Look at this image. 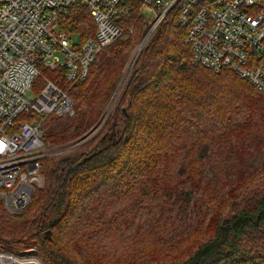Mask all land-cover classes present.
I'll list each match as a JSON object with an SVG mask.
<instances>
[{
  "label": "trees",
  "instance_id": "16d2710c",
  "mask_svg": "<svg viewBox=\"0 0 264 264\" xmlns=\"http://www.w3.org/2000/svg\"><path fill=\"white\" fill-rule=\"evenodd\" d=\"M129 5L121 39L68 92L74 116L44 135L57 148L41 160L43 188L19 214L0 202V247L44 264H264V94L194 66L171 11L115 99L146 22L142 0ZM59 22L82 42L95 32L79 3ZM112 104L93 137L71 142Z\"/></svg>",
  "mask_w": 264,
  "mask_h": 264
},
{
  "label": "built area",
  "instance_id": "2783aa9c",
  "mask_svg": "<svg viewBox=\"0 0 264 264\" xmlns=\"http://www.w3.org/2000/svg\"><path fill=\"white\" fill-rule=\"evenodd\" d=\"M146 43L174 11L185 30L194 66L230 70L264 94V4L256 0H142ZM79 3L90 13L93 36L81 41L59 17ZM131 11L129 0H0V202L21 213L43 188L41 160L51 154L43 125L50 116L70 117L68 87L88 76L101 52L122 37L118 19ZM141 45L138 47L140 51ZM37 87L34 100L28 93ZM27 119L17 121L20 116ZM0 264H44L33 249L0 247Z\"/></svg>",
  "mask_w": 264,
  "mask_h": 264
},
{
  "label": "rangeland",
  "instance_id": "374dc122",
  "mask_svg": "<svg viewBox=\"0 0 264 264\" xmlns=\"http://www.w3.org/2000/svg\"><path fill=\"white\" fill-rule=\"evenodd\" d=\"M143 14H144V16L145 17H147V18H149V17H151L152 15H153V13L150 11V9L148 8V7H145L144 9H143ZM146 24V23H145ZM144 24V25H145ZM144 27V26H143ZM134 29H135V27L134 26H131L130 27V33H132L133 31H134ZM144 30V29H143ZM144 34H145V31H144ZM144 34H143V36H144ZM143 36H142V38H141V40H140V42L137 44V46L135 47V49L133 50V52H132V54L130 55V57H129V59H128V61H127V63H126V65H125V67H124V71H123V73H122V76H121V78H120V80H119V82H118V92L116 93V95H115V99L117 98V96L119 95V93H120V91H121V88L123 87V84L125 83V81H126V78L129 76V73H130V71L132 70V68H133V66H134V64H135V62H136V60H137V58H138V56H139V54H140V51L142 50V48L144 47V45L146 44V43H143L142 42V39H143ZM121 39V38H120ZM119 40V39H118ZM141 45V48H140V51L138 52V47ZM112 47V46H111ZM110 48V47H109ZM109 48H107V49H105V50H103L102 52H101V54L104 52H106L105 54L107 55L108 53H107V51H108V49ZM100 56V55H99ZM99 58V60L101 59V56L100 57H98ZM99 60H97V61H99ZM96 61V62H97ZM75 84V83H74ZM74 84H72V85H70L68 88V92H69V90L71 89V87L74 85ZM37 96V87H35L34 88V90H31L29 93H28V98L29 99H32V100H34L35 99V97ZM113 104H114V102H113ZM113 104H112V106H113ZM112 106L109 108V111L108 112H106V111H104L103 112V114H102V116H101V119H100V121H98L89 131H87L85 134H83V135H80L78 138H76V139H74V140H72L71 142H76V141H79V142H81V141H84V140H87V139H89V138H91V137H93L100 129H101V127L104 125V123L106 122V120L108 119V116L110 115V109H112ZM74 112H75V105H74ZM75 114V113H74ZM74 114L72 115V116H70V117H73L74 116ZM69 117V118H70ZM65 118V117H64ZM66 118H68V117H66ZM55 120H57V117H55V116H50L46 121H45V123H44V125H43V131H44V135H45V133H51L52 132V128H51V126H54L53 127V130H55L56 128H58L59 127V124L60 123H55L56 121ZM63 123V122H62ZM44 135H43V137H44ZM44 140H46L45 138H44ZM49 142V141H48ZM50 143V142H49ZM51 145L50 146H52V147H56L57 148V146L56 145H54V144H52V143H50ZM56 148H52V150H51V154H49V155H47V156H50V155H52V154H54V152L53 151H56ZM259 153H263V151H257V152H255L254 153V156H253V161H254V164H259V160H260V158H258L259 156H260V154ZM46 156V157H47ZM104 196H105V194H104ZM121 200V203H122V205H124V204H126V203H128V202H126L124 199H120ZM93 203H90V205H92ZM118 206L120 207L121 206V204H119L118 203ZM1 207H2V209L4 210V211H6L4 208H3V206L1 205ZM7 212V211H6ZM7 213H9V212H7ZM10 214V213H9ZM140 215H142L140 218H141V220L142 219H146V216L145 215H148V214H146L145 212H142ZM143 221V220H142ZM143 228L145 227V224H142L141 225ZM132 231V227L128 230V232L127 231H125V235H128L130 232ZM38 257V256H37ZM39 258V257H38ZM40 259V258H39ZM41 260V259H40Z\"/></svg>",
  "mask_w": 264,
  "mask_h": 264
},
{
  "label": "water",
  "instance_id": "95a60500",
  "mask_svg": "<svg viewBox=\"0 0 264 264\" xmlns=\"http://www.w3.org/2000/svg\"><path fill=\"white\" fill-rule=\"evenodd\" d=\"M113 107V106H112ZM112 109H110V112H111Z\"/></svg>",
  "mask_w": 264,
  "mask_h": 264
}]
</instances>
